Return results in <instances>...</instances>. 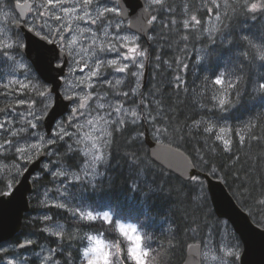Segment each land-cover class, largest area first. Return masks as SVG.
<instances>
[{
  "label": "trees",
  "instance_id": "16d2710c",
  "mask_svg": "<svg viewBox=\"0 0 264 264\" xmlns=\"http://www.w3.org/2000/svg\"><path fill=\"white\" fill-rule=\"evenodd\" d=\"M253 2L247 0V5ZM225 3L222 37L203 31L207 7L200 0H165L150 7L156 17L152 39L140 40L149 66L147 94L142 97L147 96L154 111L153 122L127 124L120 131L113 130L105 178L92 186L73 184L77 196L92 206L110 209L114 217L139 225L149 253L146 264H182L189 244L203 242L208 234L220 239L223 226L231 230L242 247L230 224L216 216L203 178L184 181L151 160L144 141L147 128L153 139L157 140L153 132L158 131L163 143L183 150L200 172L221 178L251 219L264 228V90L256 89L260 79L264 82V62L257 60L249 40L258 34L259 41H264V9L251 12L248 7H241L243 0ZM193 16L199 24L194 23ZM200 47L207 52L204 62L197 58ZM219 75L230 83L231 104L227 111L217 107L214 98L213 82ZM216 117L228 118L232 126L228 146L212 128V132L205 131L209 128L206 119ZM53 157L71 168H77L82 158L80 150L67 139L54 144ZM212 168L217 169L215 174ZM48 176L34 182L35 191L40 182L52 184L48 183ZM31 203L32 212H36L33 198ZM45 210L76 228L88 230L95 226L74 219L66 210ZM31 214L25 216L21 231L11 243L19 245L23 238L30 237L36 241L32 250L47 244L56 249L59 264H79L80 244L48 234L41 218L29 221ZM31 262L36 264L34 259Z\"/></svg>",
  "mask_w": 264,
  "mask_h": 264
},
{
  "label": "rangeland",
  "instance_id": "374dc122",
  "mask_svg": "<svg viewBox=\"0 0 264 264\" xmlns=\"http://www.w3.org/2000/svg\"><path fill=\"white\" fill-rule=\"evenodd\" d=\"M27 1L32 2V0H0V31H6L11 38L16 41V46L13 48L0 49V88L4 84L8 86V89L5 92L1 91L0 95L3 93L7 94V96L9 95L10 101L8 104L6 103L7 99H5L3 103L0 102V122H10V131L0 130V142L8 144L9 147L18 145L30 152L32 150V145L38 142L37 136L32 135V133L43 134L45 140L51 139L54 142L43 147L41 150H36V153L32 154L28 160L26 158L20 159L18 150L15 146H13L10 152L0 155V164L7 165V167L0 168V194H10L13 187L21 179L28 164L40 154L46 152L48 154V159L44 162L43 169L36 175V180H40L45 174H48V183L52 182V184L39 183V187L31 196L34 206L38 209L36 212H32V214L30 213L31 217L29 221H31L33 217L41 218L44 222V230L46 228H51L54 233H59L60 235H53V232L45 230L48 234L57 236L61 240H69L72 243L78 242L80 244L78 249L79 264H85L82 255L84 250L90 245H95V247H92L93 258L88 260L86 264H146L149 253L147 247L143 243L139 225L114 217L110 209H108V211H100V208L92 206V204L84 200L83 197H78V194L74 191L73 184L76 183V187H78L77 185L79 184L92 186L105 178V167L108 162L109 144L113 130H121L127 124L137 125L151 122L154 119L155 114L147 102V96L146 98L142 97L144 94H147L145 89H147L148 83L142 86L145 69L146 66H148L147 51L141 45V38L130 31L127 27L128 23H125L120 18V9L117 3L108 4L105 0H100V4H96L94 0H52L56 5V9L71 8V4L69 5L66 3H72L74 1L81 3V1H83L85 5L77 7L80 15H83V12L80 11L82 7H86L91 16H95L97 11H102L105 8L115 10L104 12L96 23H91L87 18L82 21H76L77 19H83L82 16L79 18L74 16L72 21H69V23L76 21L81 28L90 26L101 39L97 41L90 40V30L79 33V37L74 43L75 52L78 54L75 60L79 61L80 59L86 58L88 66L85 67L83 62L77 66L72 56L69 55L70 66L68 75L64 79V87L62 89V93L65 97H69L71 94L69 93L66 95V89L69 85L79 84V79H83L80 77L87 74L88 67H91L94 62L97 64L103 63L102 60L96 59L97 55H102L108 59L119 58L117 52L107 51L105 53H100L103 51L104 47H107V44L104 45L102 43L103 40L106 42L111 41L117 35L135 36L138 50L145 51L146 57H138V59L143 60L145 64L142 70L143 76L140 80L139 89H137L136 94H132V88H130L131 91L127 94L129 97L132 96L133 102H130L131 100H129V97L124 98L122 94L124 90L129 89L128 86L130 83H136L135 71H139V69L135 68L131 64V61H121V63H129V67L131 68L127 70V66L117 67L109 62L108 68L103 69V77H93V74L90 73L89 81L75 88L76 93H81V89H83L84 92L88 93L87 97L81 101L78 97H74V103L70 112L65 117L58 120L53 130V135L49 138L45 133L43 119L53 105V95L49 92V86L43 83L30 61L23 55L22 48L25 45L24 38L21 34L16 32L17 29L15 28V24L19 21L17 19L18 14L15 10V3H24ZM163 1L165 0H162V2ZM200 1L202 5L207 7L203 31L209 36H215V34L221 36L222 34L220 31L224 11L223 7L226 4L225 0ZM146 2L149 8L157 5L156 3H150V0H146ZM253 3H264V0H255ZM40 4L45 5L48 11L45 13L44 8L36 9L35 14H33V19H36L35 27L38 28V31H40L42 35H45L47 28L43 27V21H49V23L54 26L52 38L56 37V31H58V29L55 28V26L60 22L56 21L53 16V11L55 10L52 8L51 4H49V0H42L41 3H38V5ZM93 4H95V6ZM5 13H8L7 20H5ZM58 14L61 16L64 15L63 11H59ZM216 16L219 18L217 19ZM194 23L199 24L200 22L196 23L194 21ZM29 24L32 27V13H30ZM42 28L43 30H41ZM104 28H107L110 34L109 37H105ZM69 34L70 30L65 32L64 36H68ZM251 37L249 39L251 42L250 44L257 58V50L264 52V41H259L258 37L255 35L254 38L253 36ZM150 38L152 39V36ZM57 41L60 47L68 52L64 42L62 40ZM93 46H95L96 51L92 50ZM121 47H123V45H121ZM116 50L124 53L128 51L127 48H119ZM204 51L205 50L201 47L198 48L197 51V58L199 57L203 62L206 61L205 59L207 58V52ZM81 52L83 53L82 57L79 55ZM124 53H121V56H124ZM125 58L131 59V52H129ZM257 60L264 62V60H259L258 58ZM21 65H23V67H21ZM93 73L99 76L100 69L94 68ZM217 78L222 79L224 84H216L215 81ZM116 81H120V83L116 85ZM107 82H110L112 86ZM213 83L215 84L214 98L222 92H225L228 100H230V83L228 80L224 76L219 75L214 79ZM260 83L264 84L262 81H260ZM260 83L258 86L261 85ZM258 86L256 87L258 88ZM131 87H133V85ZM133 89H136V86ZM258 90L264 89H260L259 87ZM40 91L45 93L44 97L39 95ZM13 97L15 99H13ZM96 99L97 103L102 105V107H96ZM41 101H43V104H41ZM230 102L231 101H229V103ZM79 103L82 105V109L78 113H74L73 109L76 108ZM110 105L113 106L112 109H110ZM118 105H122L123 108L131 111H137L138 114H140V120L136 123H132L131 120L133 118H131L128 113H115L113 109ZM227 106H223L225 111H227ZM32 108L42 113L40 119L37 121L38 127L36 129H32L24 119V116L31 111ZM108 112H112L111 121L107 119ZM30 118L31 117H29V119ZM122 118L125 119L126 123L117 125V120ZM205 123L219 135L225 146L229 145L231 141V124L227 122V120L213 118L208 119ZM77 124L81 127L78 128ZM61 125L69 134L58 137L57 133L60 131L59 126ZM153 134L158 141H161V133L154 131ZM20 136H22V138ZM12 137L15 139L14 142L10 140ZM64 139H69L73 148L80 150L82 158L77 168L63 166L56 162L53 157L54 148L52 145ZM97 156L101 157V159H96L95 157ZM17 162L20 169L19 174L16 166ZM48 207L66 210L74 219L85 222L89 220L83 217V214L91 213L96 219L89 222L95 224V226L88 230L70 226L58 217H53L48 210H45V208ZM105 215L108 216V220L104 219ZM44 217L48 219L45 220ZM109 232L110 235L108 234ZM115 234L119 237H115ZM221 235L222 237L218 239L213 234H208L205 236L206 238L203 242H196L202 245L203 264H239L238 259L242 252V247L239 242L233 237L231 230L225 226H223ZM26 241H31L32 243L36 242L33 238L28 237L23 238L20 244H25ZM32 243L30 246L23 249H19L17 244H13L10 241L1 244L0 249L5 247L13 249L9 252H0V259L3 260L2 264H8V257H11L14 261H19V264H33L31 262L32 259L36 261V264H42L44 256L49 253L54 254L53 260L56 264H59L56 260V249L54 247L47 244H39L38 249L32 250ZM212 256L215 258L211 259ZM48 264H53V261H48Z\"/></svg>",
  "mask_w": 264,
  "mask_h": 264
},
{
  "label": "water",
  "instance_id": "95a60500",
  "mask_svg": "<svg viewBox=\"0 0 264 264\" xmlns=\"http://www.w3.org/2000/svg\"><path fill=\"white\" fill-rule=\"evenodd\" d=\"M113 1L117 3V0ZM26 3L32 5V2ZM16 4L15 10L18 14L19 9L16 8ZM117 5L120 9V18L128 22L129 30L149 40L153 24L148 23L152 13L146 1L119 0ZM15 27L24 38L23 55L30 61L39 78L50 86L49 92L53 95V105L43 119L46 136L50 138L58 120L66 116L74 102V98L65 97L62 93L63 79L68 75L70 56L68 52L61 49L55 39L50 42L47 38L37 35L27 23L23 22V19H19ZM59 61L61 64H56ZM148 73L149 69L146 66L144 85L147 83ZM144 139L151 160L168 172L184 181H189L193 177L203 178L216 216L231 225L242 243L238 263L264 264V228L251 219L225 182L210 173L200 172L191 157L183 150L153 140L148 128ZM47 157L48 154L44 152L30 162L11 193L0 195V245L14 239L21 231L25 215L31 211L30 196L35 189L32 179L42 169V164ZM28 246L30 244L19 249ZM182 264H203L200 243L188 245L186 258Z\"/></svg>",
  "mask_w": 264,
  "mask_h": 264
},
{
  "label": "snow or ice",
  "instance_id": "6c2138e0",
  "mask_svg": "<svg viewBox=\"0 0 264 264\" xmlns=\"http://www.w3.org/2000/svg\"><path fill=\"white\" fill-rule=\"evenodd\" d=\"M118 2H119V0H117V3ZM161 2H162V0H150V3L160 4ZM49 4H51L52 8L55 10V11H53V16H54L55 20L60 22V23H58L55 26V28L58 29V31H56V37L55 38L57 40H62L64 42L65 47L68 49L69 55L72 56V59L76 63L77 66L81 62H83L85 67H87L88 64H87V59L86 58L80 59L79 61L75 60V57L78 54L75 52L74 43H75L76 39L79 37V33L82 32V31H85V30H90V32H91V35L89 36L90 40L97 41V40H100L101 38L97 35L96 31L93 30L90 26L81 28V27L78 26L79 23H76V21H82V20H85L87 18L89 21H91V23H96V21L98 19H100V17L103 15L104 12L115 11V10L114 9L105 8L102 11H97L95 16H91L89 14V12L87 11L86 7H82L80 9V11L83 12V15H80L79 11H78V8L75 5H73L71 8L56 9V5L52 2V0H49ZM247 7H248V10H250L251 12H257L258 10L264 9V3H251L250 6L247 5ZM16 8L19 9V13H18L17 19L18 20L19 19H23L24 23H28L29 21L27 19V15L34 11L33 6L31 4H29V3L24 2V3H17L16 4ZM40 8H44L45 9V13H47L48 9L45 8V5L40 4V5L36 6V9H40ZM59 11H63L64 15L63 16L59 15L58 14ZM4 16H5V20H7L8 19V13H5ZM74 16L77 17V18L82 16L83 19H77L76 21H74L72 23H69V21H72V18ZM216 17H217V19L219 18L218 16H216ZM155 19H156V17H152L150 20H148V23L151 24ZM192 20L195 21L196 23H199V21L197 20V18L195 16L192 17ZM43 27L47 28V32L45 33V36L42 37V38H47L51 42L52 41V32L54 30V26L51 23H49V21H43ZM185 27H188V23L187 22L185 23ZM41 30H43V28ZM69 30H70V34L68 36H64V33L69 31ZM103 30L105 32V37H109L110 34L107 31V28H104ZM36 34L40 35V31H37ZM136 40L137 39H136L135 36H127V35H124V36L117 35L113 40L107 41V42L103 40L102 43L104 45L107 44V47H104L103 51L100 52V53H105L107 51L117 52L119 58L118 59L117 58L108 59V58H106V57H104L102 55H97L96 59L102 60L103 63L97 64V63L94 62L91 65V67H88L87 74L80 77V78H83V79H79V84H70L69 85V87L66 89V95L71 93L69 95L70 99H72L74 97H78V99L80 101L85 99L87 97L88 93L84 92L83 89H81V93H76L75 92V88L79 87L80 84L85 83L86 81H89V74L90 73L93 74V77H97V78L103 77V75H104L103 69L108 68L107 66H108L109 62L114 64V65H116L117 67L127 66L126 70L129 69V66H130L129 63H121V61H131V64L135 68L139 69V71H135L136 72V89L132 90V94H136L137 89H139V87H140V80H141V78L143 76V71L142 70L145 67V64H144L143 60L138 59V57H146V52L145 51L138 50V47L136 46ZM121 45H123V47H121ZM119 48H127L128 51H127V53L119 52V51L116 50V49H119ZM0 49H9V48L8 47H0ZM92 50L96 51L95 46H93ZM129 52H131V59L125 58V57H127ZM121 53H124V56H121ZM79 55L82 57L83 53L81 52V53H79ZM66 63H67V61H66ZM94 68L100 69V75L99 76H96L93 73V69ZM122 73H124V72H122ZM66 83H67V81H66ZM107 83L110 84V82H107ZM119 83H120V81H116L115 82L116 85H118ZM215 83L218 84V85H223L224 81L222 79L217 78ZM4 87H8V86L5 85ZM260 88L264 89V85H260ZM39 95L41 97H44L45 93L43 91H40ZM125 95H127V93H125ZM41 104H43V101H41ZM95 105H96L97 108L102 107V105L97 103V99H96ZM112 108H113V106L110 105V109H112ZM81 109H82V105L79 103L77 105V107L73 109V112L74 113H78ZM113 111L115 113H128L131 116V118H133L131 120L132 123H136L137 121L140 120V114H138L137 111H131V110L125 109V108L122 107V105L116 106L113 109ZM41 115H42V113L37 112L35 110V108H32V110L29 111L24 116V119L27 121V124L32 129H36L38 127L37 121L40 119ZM107 116H108V118H107L108 121H111L112 120L111 119L112 112H108ZM29 117H31V118L29 119ZM9 123H10L9 121L0 122V130H9L10 131ZM125 123H126V121L123 118L117 120V122H116L117 125H123ZM59 127H60V131L57 133L58 137H62L64 135H68L69 134L67 132V130L63 128L62 125L59 126ZM77 127L80 128L81 126L79 124H77ZM211 130L212 129L210 127L205 129V131H208V132H211ZM32 135H36L37 136V141L38 142L32 145L31 152L30 151H26L24 148H21L18 145H13L18 150V156L20 157V159H25L26 158L28 160L29 157L32 154L36 153V150H41L43 147H46L47 145H50V144H52L54 142L51 139L45 140V137H44L43 134L32 133ZM13 146L9 147L8 144H5L4 142H0V155H3L4 153L10 152L12 150ZM228 150L229 149L227 148V151ZM95 158L96 159H101V157H99V156H97ZM16 166H17V171H18V174H19L20 169L18 167V162H17ZM3 167H7V165L0 164V168H3ZM211 171L213 172V174H215L217 169L216 168H212ZM57 206H60V205H57ZM83 217H86L89 221H91L93 219H96V217H94L91 213H84ZM44 219L47 220L48 218L44 217ZM104 219L108 220L109 218H108L107 215H105ZM122 231H123V229H122ZM53 235H60V234L59 233H53ZM31 243H32L31 241H26L25 244L22 245V247H25V246H27L28 244H31ZM53 255H54L53 253H50L49 256L47 257V260L48 261H53V264H56V262L53 260ZM8 264H12V262L9 261Z\"/></svg>",
  "mask_w": 264,
  "mask_h": 264
},
{
  "label": "clouds",
  "instance_id": "9594fccd",
  "mask_svg": "<svg viewBox=\"0 0 264 264\" xmlns=\"http://www.w3.org/2000/svg\"><path fill=\"white\" fill-rule=\"evenodd\" d=\"M241 7H245V8L247 7V0H243ZM14 46H16V41H14L6 31H0V47H8L9 49H11ZM256 55L259 60H264V52H260L257 50ZM21 67H23V65H21ZM261 85H264V84H261ZM215 100H216L217 106L221 108V110H223L224 105H227L229 103V100L225 92H222L220 95H217L215 97ZM45 230L49 232H53L51 228H46ZM17 247H22V244L17 245ZM92 247H95V245H90L83 252L82 257H83V261L85 262V264L88 260H91L93 258ZM12 250L13 249L11 248L5 247V248L0 249V252H9ZM49 254L44 256L42 264H48L47 257L49 256ZM214 258H215L214 256L211 257V259H214ZM8 260L11 261L12 264H19V261H14L11 257H8ZM2 262L3 260L0 259V264H2Z\"/></svg>",
  "mask_w": 264,
  "mask_h": 264
},
{
  "label": "bare ground",
  "instance_id": "6f19581e",
  "mask_svg": "<svg viewBox=\"0 0 264 264\" xmlns=\"http://www.w3.org/2000/svg\"><path fill=\"white\" fill-rule=\"evenodd\" d=\"M250 23H251V22H250ZM245 24H246V23H245ZM253 24H254V23H253ZM243 26H244V25H243ZM243 28H245V27H243ZM225 30H226V29H225ZM237 30H238V29H237ZM226 31H227V30H226ZM239 31H240V29H239ZM255 31H256V30H255ZM221 32H222V31H221ZM247 32H248V31H247ZM203 33H204V32H203ZM242 33H243V31H242ZM256 33H257V31H256ZM205 34H206V32H205ZM205 34H204V35H205ZM218 34H219V33H218ZM221 34H222V33H221ZM243 34H244V33H243ZM215 35H216V34H215ZM229 35H230V34H229ZM249 36H250V35H249ZM257 36H258V34H257ZM221 37H222V36H221ZM245 37H246V36H245ZM253 38H254V36H253ZM259 38H260V37H259ZM213 39H214V38H213ZM242 39H243V38H242ZM246 39H247V38H246ZM255 39H256V38H255ZM219 40H220V38H219ZM247 40H248V39H247ZM254 41H256V40H254ZM260 41H261V40H260ZM220 42H221V41H220ZM248 42H249V41H248ZM200 43H202V41H200ZM235 43H236V42H235ZM250 43H251V42H250ZM252 44H253V42H252ZM254 44H255V43H254ZM198 45H200V44H198ZM201 48H203V47H201ZM237 48H238V47H237ZM256 48H257V47H256ZM232 49H233V47H232ZM238 49H239V48H238ZM228 50H229V49H228ZM255 50H256V49H255ZM205 51H206V50H205ZM236 52H237V51H236ZM242 52H243V51H242ZM252 52H253V51H252ZM255 52H256V51H255ZM222 53H223V52H222ZM220 54H221V53H220ZM240 54H241V53H240ZM240 54H239V55H240ZM239 55H238V56H239ZM239 57H240V56H239ZM243 57H244V56H243ZM223 58H224V57H223ZM259 67H260V66H259ZM259 69H261V67H260ZM256 71H257V70H256ZM251 72H252V71H251ZM257 72H258V71H257ZM253 74H254V73H253ZM250 75H251V73H250ZM256 75H259V74H256ZM256 75H255V76H256ZM255 76H254V77H255ZM254 77H253V78H254ZM261 77H262V76H261ZM257 78H258V77H257ZM258 80H259V79H258ZM258 80H257V81H258ZM261 80H262V79H260L258 82L260 83ZM205 81H206V79H205ZM252 81H253V79H252ZM197 82H198V81H197ZM259 83H258V85H259ZM130 84H131V83H130ZM130 84H129V86H128L129 89H128V90H124V92H123V94H122L124 98H128L129 96H128V95H125V93L128 94V93L131 91L130 88H132V90H133V88H135V86H136V83H135V82H132V84H131V86L133 85V87H131ZM157 84H158V83H157ZM196 84H197V83H196ZM251 84H252V83H251ZM260 84H261V83H260ZM127 85H128V84H127ZM199 85H200V84H199ZM203 85H204V84H203ZM203 85H202V88H203ZM255 85H256V83H255ZM255 85H254V86H255ZM142 86H144V82H143V81H142ZM157 86H158V85H157ZM194 86H196V85H194ZM158 87H159V86H158ZM199 87H201V86H199ZM244 87H245V86H244ZM193 88H194V87H193ZM252 88H253V87H252ZM258 88H259V86H258ZM258 88L256 87L257 90H258ZM194 89H195V88H194ZM203 89H204V88H203ZM203 89H202V91H203ZM246 89H247V88H246ZM253 89H255V88H253ZM247 90H248V89H247ZM153 91H154V90H153ZM240 91H241V90H240ZM154 93H155V92H154ZM237 93H238V92H237ZM242 93H243V92H242ZM242 93H240V94H242ZM240 94H239V95H240ZM236 95H238V94H236ZM255 95H256V94H255ZM255 95H253V96H255ZM130 96H131V95H130ZM155 96H156V95H155ZM257 96L259 97V95H257ZM131 97H132V96H131ZM131 97H129V100H131L130 102H133V98H131ZM236 97H237V96H236ZM240 97H241V95H240ZM144 98H146V97H144ZM234 98H235V97H234ZM234 98H233V99H234ZM236 99H237V98H236ZM238 99H240V98H238ZM247 99H249V98H247ZM240 100H241V99H240ZM229 101H230V100H229ZM244 101H245V99H244ZM253 101H254V100H253ZM236 103H238V102H236ZM236 103H235V106H236ZM242 103H243V101H242ZM246 103H247V101H246ZM229 104H231V103H229ZM240 104H241V103H240ZM247 104H248V103H247ZM247 104H246V105H247ZM227 105H228V104H227ZM227 105H226V106H227ZM232 105H233V104H232ZM257 105H258V104H257ZM228 106H229V105H228ZM235 106H234V107H235ZM241 106H242V105H241ZM248 106H250V105H248ZM217 107H218V106H217ZM251 107H252V105H251ZM224 108H225V107H224ZM230 108H231V107H230ZM235 108H236V107H235ZM209 109H210V108H209ZM209 109H208V110H209ZM213 109H214V108H213ZM241 109H242V108H241ZM254 109H255V108H254ZM210 110H211V109H210ZM232 110H233V109H232ZM255 110H256V109H255ZM211 111H212V110H211ZM211 111H208V113L211 112ZM229 111H230V110H229ZM248 111H249V110H248ZM160 112H161V111H160ZM218 112H219V111H218ZM218 112H217V113H218ZM224 112H225V111H224ZM231 112H232V111H231ZM235 112H236V111H235ZM225 113H226V112H225ZM233 113H234V112H233ZM238 113H239V112H238ZM245 113H246V112H245ZM212 114H213V113H212ZM248 114L250 115V111H249ZM206 115H207V114H206ZM226 115H227V113H226ZM235 116H237V114H236ZM239 116H240V114H239ZM205 117H206V116L204 115V118H205ZM246 117H247V116H246ZM206 118H208V117H206ZM216 118H217V117H216ZM221 118H222V117H221ZM219 120H220V118H219ZM227 120H229V119L227 118ZM231 120H232V119H231ZM231 120H230V121H231ZM235 120H236V118H235ZM202 121H203V120H202ZM204 121H205V120H204ZM204 121H203V122H204ZM206 121H207V119H206ZM217 121H218V120H217ZM152 122H153V121H152ZM225 123H226V122H225ZM240 123H241V122H240ZM196 124H197V123H196ZM228 124H229V123H228ZM233 124H235V123H233ZM199 126H200V125H199ZM235 126H236V125H235ZM241 126H242V125H241ZM248 126H249V125H248ZM200 127H201V126H200ZM231 127H232V126H231ZM236 127H237V126H236ZM236 127H235V128H236ZM238 127H239V126H238ZM196 129H197V128H196ZM200 129H202V128H200ZM233 129H234V127H233ZM239 129H240V128H239ZM242 129H243V128H242ZM137 130H138V129H137ZM240 130H241V129H240ZM240 130H239V131H240ZM249 130H250V129H249ZM117 131H120V130H117ZM246 131H247V130H246ZM246 131H245V132H246ZM135 132L138 133L137 131H135ZM211 132H212V131H211ZM237 133H238V130H237ZM136 135H137V134H136ZM245 135H246V134H245ZM205 136H206V135H205ZM218 136H219V135H218ZM20 137L22 138V136H20ZM144 137H145V134H144ZM151 137H152V136H151ZM241 137H242V136H241ZM130 139H131V138H130ZM152 139H153V137H152ZM10 140H11L12 142L15 141V139H14L13 137L10 138ZM153 140H156V139H153ZM219 140H220V139H219ZM219 140H218V141H219ZM144 141H145V139H144ZM67 143H69V144L71 145V143L69 142V139H67ZM220 143H221V142H220ZM109 145H110V144H109ZM71 146H72V145H71ZM52 147L54 148V144L52 145ZM72 147H73V146H72ZM226 151H227V150H226ZM2 158H4V157H2ZM11 159H12V158H11ZM133 172H134V171H133ZM134 173H135V172H134ZM131 175H132V174H131ZM132 176H133V175H132ZM148 184H149V183H148ZM60 248H61V247H60ZM61 250H63V249H61Z\"/></svg>",
  "mask_w": 264,
  "mask_h": 264
},
{
  "label": "flooded vegetation",
  "instance_id": "af4514ba",
  "mask_svg": "<svg viewBox=\"0 0 264 264\" xmlns=\"http://www.w3.org/2000/svg\"><path fill=\"white\" fill-rule=\"evenodd\" d=\"M104 1V0H103ZM108 4H111V3H116V2H114L113 0H105ZM42 2V0H32V6H33V8H34V11L32 12V30H34L36 33H37V31H38V28H36L35 27V23H36V19H33V14H35V11H36V6L38 5V3H41ZM94 2H96V4H100V0H94ZM106 3V4H107ZM66 4H71L70 6L72 7V5H75V6H77V7H80V6H84L85 4H84V2L83 1H81V3L80 2H78V1H74V2H72V3H66ZM94 6H95V4H93ZM93 8V7H92ZM29 18H30V14H29ZM29 21V20H28ZM125 22V21H124ZM126 23V22H125ZM28 24H29V22H28ZM128 27V26H127ZM40 36H45L44 34L42 35L41 33H40ZM54 39H56L55 37H53L52 38V41L54 40ZM56 41H57V39H56ZM58 42V41H57ZM109 66H113V65H109ZM115 66V65H114ZM131 67H129V69H130ZM6 84H4V85H2V87L0 88V92L1 91H3V92H5L7 89H8V87H4ZM5 99H7V101H6V103L8 104L10 101H9V95L7 96V94H2V95H0V102L1 103H3L4 101H5ZM13 99H15L14 97H13Z\"/></svg>",
  "mask_w": 264,
  "mask_h": 264
}]
</instances>
